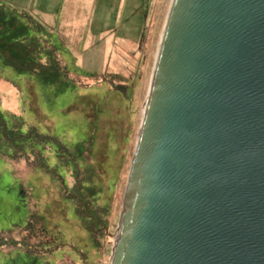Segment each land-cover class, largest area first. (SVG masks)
I'll return each mask as SVG.
<instances>
[{
	"label": "water",
	"instance_id": "obj_1",
	"mask_svg": "<svg viewBox=\"0 0 264 264\" xmlns=\"http://www.w3.org/2000/svg\"><path fill=\"white\" fill-rule=\"evenodd\" d=\"M111 264H264V0H172Z\"/></svg>",
	"mask_w": 264,
	"mask_h": 264
},
{
	"label": "rangeland",
	"instance_id": "obj_2",
	"mask_svg": "<svg viewBox=\"0 0 264 264\" xmlns=\"http://www.w3.org/2000/svg\"><path fill=\"white\" fill-rule=\"evenodd\" d=\"M72 2L79 5L77 15L72 14ZM171 2L68 0L62 24L66 26L65 34L53 33L54 41L65 44L63 57L70 68L83 73L123 74L132 101L114 92L107 82L68 90L50 99L47 95L52 89L43 88L36 78L28 79L0 59L1 110L21 115L27 126L35 125L68 142L87 138L94 129V163L108 191L104 197L113 206L100 250L91 247L73 205L57 194L44 173L30 169L24 162L0 160V225L22 218L23 213L17 210L24 211L18 204L20 186L34 187L37 207L50 225L57 226L65 242L89 251L88 256H78L68 264H111L130 164ZM36 15L39 16L37 12ZM54 25L59 22L54 21ZM64 259L60 258L58 264H66Z\"/></svg>",
	"mask_w": 264,
	"mask_h": 264
},
{
	"label": "trees",
	"instance_id": "obj_3",
	"mask_svg": "<svg viewBox=\"0 0 264 264\" xmlns=\"http://www.w3.org/2000/svg\"><path fill=\"white\" fill-rule=\"evenodd\" d=\"M52 37L53 32L30 11L0 1V59L5 66L28 79L36 78L45 89H52L47 95L50 99L68 90L107 82L114 92L132 101L123 74L83 73L70 68L63 57L65 44ZM93 132L94 129L87 138L68 142L57 134L40 131L35 125L27 126L21 115L0 108V160L11 164L24 162L30 169L44 173L57 194L73 205L91 247L100 250L113 206L104 197L108 191L94 163ZM18 198L24 210L17 209L23 213L22 218L7 226L0 225V264H58L62 257L68 264L78 256H88L85 247L65 242L57 226L50 225L37 207L34 187L22 184Z\"/></svg>",
	"mask_w": 264,
	"mask_h": 264
},
{
	"label": "crops",
	"instance_id": "obj_4",
	"mask_svg": "<svg viewBox=\"0 0 264 264\" xmlns=\"http://www.w3.org/2000/svg\"><path fill=\"white\" fill-rule=\"evenodd\" d=\"M9 4L24 8L30 11L35 17L41 20L45 26L53 33H57L58 35L64 36L66 31V26H63V14L68 6V0H29L28 2H24L23 0H9ZM24 2V3H22ZM73 10V15L78 14L79 5L75 3H71V7ZM39 16H51V17H42ZM47 19V20H46ZM51 20V21H48ZM54 21L59 25H54Z\"/></svg>",
	"mask_w": 264,
	"mask_h": 264
}]
</instances>
